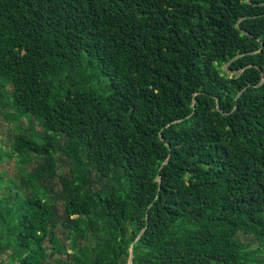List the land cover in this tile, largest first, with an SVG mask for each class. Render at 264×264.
<instances>
[{
    "label": "trees",
    "instance_id": "1",
    "mask_svg": "<svg viewBox=\"0 0 264 264\" xmlns=\"http://www.w3.org/2000/svg\"><path fill=\"white\" fill-rule=\"evenodd\" d=\"M262 73L264 0H0V264H264Z\"/></svg>",
    "mask_w": 264,
    "mask_h": 264
},
{
    "label": "rangeland",
    "instance_id": "2",
    "mask_svg": "<svg viewBox=\"0 0 264 264\" xmlns=\"http://www.w3.org/2000/svg\"><path fill=\"white\" fill-rule=\"evenodd\" d=\"M3 112L10 113L11 111L9 109H3ZM4 113H0V148H7L8 147V141L10 138L14 135L15 132V126L16 124L13 121L7 120L4 118ZM29 122V119L27 117H24L21 121V126H27V123ZM32 123H35L32 121ZM34 124V129L40 130L39 126ZM57 162L59 169L61 172L65 175V178H57L52 181V186L54 192H60L61 190V185L60 181L65 180L66 181V175L68 174L69 170L68 167L70 165V160H66L62 156L58 155L57 157ZM31 165L29 166V169ZM0 175L3 179V181L8 180L10 177H14L16 179H19L21 177L20 173L17 171L16 164L14 162V159H4L0 161ZM67 182V181H66ZM5 185V183L3 184ZM0 193H3V190H0ZM63 229V227H62ZM243 238H248L246 236H243Z\"/></svg>",
    "mask_w": 264,
    "mask_h": 264
},
{
    "label": "water",
    "instance_id": "3",
    "mask_svg": "<svg viewBox=\"0 0 264 264\" xmlns=\"http://www.w3.org/2000/svg\"><path fill=\"white\" fill-rule=\"evenodd\" d=\"M239 28H241V26L239 25ZM243 33L244 34H246V35H250L247 31H245V30H243ZM243 55H239V56H237L235 59H238V58H240V57H242ZM234 59V60H235ZM225 70L226 71H228V65H226L225 66ZM229 73H231V74H237L238 72H229ZM262 82L260 83V85L261 84H263V82H264V74L262 73ZM248 88V87H247ZM247 88H245L244 90H242L240 93H239V95L237 96V98H236V101H238V99L242 96V94L247 90ZM217 106H218V110H220V107H219V103H217ZM235 108H237V107H235ZM221 111V110H220ZM168 161H169V159L165 162V164L166 163H168ZM163 168V167H162ZM144 230L145 229H143L142 230V232H141V234L144 232ZM129 259H130V264H134L133 263V260H134V244H132V246H131V250H130V257H129Z\"/></svg>",
    "mask_w": 264,
    "mask_h": 264
}]
</instances>
